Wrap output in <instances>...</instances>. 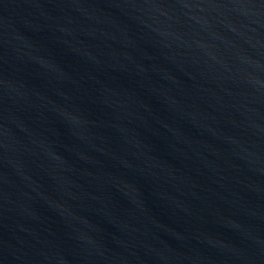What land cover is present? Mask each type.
<instances>
[{
	"label": "water",
	"instance_id": "1",
	"mask_svg": "<svg viewBox=\"0 0 264 264\" xmlns=\"http://www.w3.org/2000/svg\"><path fill=\"white\" fill-rule=\"evenodd\" d=\"M0 264H264V0H0Z\"/></svg>",
	"mask_w": 264,
	"mask_h": 264
}]
</instances>
